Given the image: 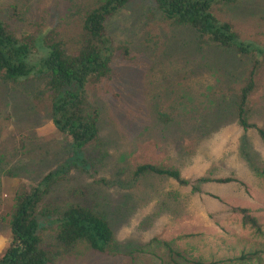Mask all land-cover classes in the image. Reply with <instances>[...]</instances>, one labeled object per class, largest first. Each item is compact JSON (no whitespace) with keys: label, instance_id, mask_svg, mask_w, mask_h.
Instances as JSON below:
<instances>
[{"label":"rangeland","instance_id":"1","mask_svg":"<svg viewBox=\"0 0 264 264\" xmlns=\"http://www.w3.org/2000/svg\"><path fill=\"white\" fill-rule=\"evenodd\" d=\"M92 2L0 0V19L25 43L51 38L74 56ZM213 12L241 41L264 47V0L218 4ZM107 28L110 74L85 88L88 111L99 113V137L79 166L70 165L72 143L50 120L45 77L13 83L0 75V257L10 243L16 194L66 165L39 210L88 207L109 222L114 241L107 254L85 243L66 251L57 246L52 218H43L50 264H161L165 243L207 261L259 252L261 261L251 264H264V235L244 227L235 212L249 209L264 232V140L256 129L244 131L237 116L257 57L203 42L163 18L151 0L131 3ZM249 108V122L264 129V61ZM142 165L178 170L190 184L135 176ZM224 179L234 181L216 182Z\"/></svg>","mask_w":264,"mask_h":264},{"label":"trees","instance_id":"2","mask_svg":"<svg viewBox=\"0 0 264 264\" xmlns=\"http://www.w3.org/2000/svg\"><path fill=\"white\" fill-rule=\"evenodd\" d=\"M139 0H93L86 8L83 20L84 37L76 55H67L62 41L47 40L43 44H28L18 38L0 19V75L7 82L20 83L32 76L46 79L49 100V117L54 127L69 138L73 146L72 167L82 162L86 147L99 137V113L87 109L85 88L91 78L103 79L110 74L114 55V43L108 32L109 19ZM160 14L174 25L193 29L203 42L224 49H235L244 56H256L257 61L250 71L237 102V116L244 131L256 129L264 140V129L250 123V101L256 90L257 71L264 61V47L253 42L241 41L233 26L218 19L214 6L233 4L240 0H151ZM39 58V59H38ZM70 166L62 165L46 175L37 185L26 192L16 194L13 212L9 221L10 243L0 257V264H50L54 255L43 246L40 237L42 219L52 218L57 227V246L69 251L79 243L90 250L107 254L114 241V232L109 222L92 209L70 205L63 209H39ZM156 175L175 180L188 186L189 181L180 172L154 165L139 166L135 176ZM212 180L202 179L199 183ZM232 179L217 180L228 184ZM50 210V211H49ZM242 225L257 235H264L261 224L246 208H237ZM166 253L161 264H251L261 261L259 252L242 253L237 258L207 261L192 257L171 243L164 244Z\"/></svg>","mask_w":264,"mask_h":264}]
</instances>
